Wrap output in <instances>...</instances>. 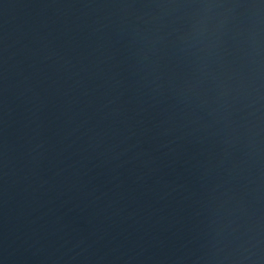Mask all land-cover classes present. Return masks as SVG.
<instances>
[{"label":"water","instance_id":"obj_1","mask_svg":"<svg viewBox=\"0 0 264 264\" xmlns=\"http://www.w3.org/2000/svg\"><path fill=\"white\" fill-rule=\"evenodd\" d=\"M0 264H264V0H0Z\"/></svg>","mask_w":264,"mask_h":264}]
</instances>
